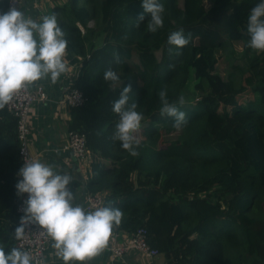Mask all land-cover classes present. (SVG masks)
Masks as SVG:
<instances>
[{
  "label": "trees",
  "instance_id": "1",
  "mask_svg": "<svg viewBox=\"0 0 264 264\" xmlns=\"http://www.w3.org/2000/svg\"><path fill=\"white\" fill-rule=\"evenodd\" d=\"M163 26L150 31L141 0H68L61 22L80 63L73 87L84 103L70 107L69 129L86 135L92 153L88 189L122 211L114 230L148 229L164 264H264V107L255 99L222 106L241 91L264 104V51L249 47L248 14L257 0H160ZM7 0H0V12ZM141 14L144 19L140 20ZM103 35L89 46L78 22ZM183 30L188 43L168 42ZM87 33V32H86ZM244 43V83L216 71V52L230 39ZM137 54V62H133ZM79 57V58H78ZM233 68L237 64L233 63ZM112 68L117 81L105 80ZM193 73L198 98L185 100ZM134 74V75H132ZM131 86L125 107L143 114L136 155L114 138L119 114L112 103ZM185 112L186 123L161 114L159 92ZM183 97V103H180ZM16 118L0 109V247H16L20 168ZM162 139V140H161Z\"/></svg>",
  "mask_w": 264,
  "mask_h": 264
},
{
  "label": "clouds",
  "instance_id": "2",
  "mask_svg": "<svg viewBox=\"0 0 264 264\" xmlns=\"http://www.w3.org/2000/svg\"><path fill=\"white\" fill-rule=\"evenodd\" d=\"M141 5L144 12L150 14L146 22L148 29L157 31L164 23L163 3L141 0ZM139 19L143 20L144 15L141 14ZM247 32L249 47L264 51V0H257L250 9ZM168 42L183 46L188 40L180 29L169 34ZM67 44L55 14L33 19L15 7L0 12V109L13 99L17 91L32 82L48 77L56 83L67 68L64 60ZM103 78L119 79L112 68L103 73ZM130 91V85L124 86L119 98L112 103V110L119 114L114 138L121 141L122 148L136 155L140 141L134 133L140 127L143 114L136 110V103L125 107ZM159 96L161 114L175 117L176 127L186 123L185 112L168 102L166 91L161 90ZM180 103H183V97H180ZM18 175L21 178L15 185L17 193H27V198L21 223L14 229L17 239L23 238L27 224H38L46 230L57 255L65 264L77 261L84 264L107 246L114 224L121 221V209L105 205L88 210L82 204L74 203L73 176L57 171L51 163L26 159ZM0 264H34V261L22 248L12 247L5 251L0 247Z\"/></svg>",
  "mask_w": 264,
  "mask_h": 264
},
{
  "label": "crops",
  "instance_id": "3",
  "mask_svg": "<svg viewBox=\"0 0 264 264\" xmlns=\"http://www.w3.org/2000/svg\"><path fill=\"white\" fill-rule=\"evenodd\" d=\"M67 2L68 0H21V11L33 19L55 14L59 25L62 27L61 22L66 18L63 5ZM75 57L76 53L68 42L64 56L67 68L58 77L57 82L52 83L50 78L45 77L30 83L32 90L36 89L38 85H42L47 93V99L37 101L32 105L30 149L38 155V160L41 162L51 163L57 171L73 176L74 182L71 185L74 191L73 202L84 205L86 196L90 193L88 189L89 169H86V166L71 150L62 148L68 140L71 118L70 107L63 102V98L66 91L77 79L80 66V63L73 61ZM130 238V232L114 230L110 235L108 244L113 242L125 243ZM137 255L136 251L130 250L122 258L112 262L110 252L105 247L95 256L88 258L84 264H128ZM46 256L49 264H65L62 258L57 255V249L53 247L52 240ZM74 264H81V262L77 261ZM159 264H163V262Z\"/></svg>",
  "mask_w": 264,
  "mask_h": 264
},
{
  "label": "built area",
  "instance_id": "4",
  "mask_svg": "<svg viewBox=\"0 0 264 264\" xmlns=\"http://www.w3.org/2000/svg\"><path fill=\"white\" fill-rule=\"evenodd\" d=\"M12 7L21 10V0H7V11ZM90 22L91 21H89L87 26L92 25ZM77 26L82 34L86 33V25L78 22ZM78 75L79 71L77 73V76ZM72 85L66 91L63 102L68 107L80 106L85 100L83 90L78 87H73ZM44 99H47V93L42 85H38L36 89L32 90L30 84H28L23 89L17 91L13 99L6 105L9 112L16 118L20 168L23 166L26 159H38V155L33 153L30 149V135L32 131L30 119L32 105ZM62 148L71 150L82 164L86 166V169L88 168L90 171L92 153L88 147L87 138L84 133L69 129L68 140ZM16 176L18 180L21 178L18 173ZM26 198L27 193L19 196L17 213L20 217L24 215L23 209L25 207L24 201ZM104 203V193L90 192L86 196L83 206L88 210H94L95 207L104 206ZM19 222L21 223L20 218ZM25 231L23 238H16V247L28 251L33 257L34 264H49L46 252L51 238L47 235L46 230L40 228L38 224L29 223L25 226ZM106 249L110 252L112 262L115 259L122 258L123 255L130 250L136 251L138 255L128 262V264H155L156 258L161 255L159 250L149 243L148 229L144 225L131 233V238L128 242H113L108 244Z\"/></svg>",
  "mask_w": 264,
  "mask_h": 264
},
{
  "label": "rangeland",
  "instance_id": "5",
  "mask_svg": "<svg viewBox=\"0 0 264 264\" xmlns=\"http://www.w3.org/2000/svg\"><path fill=\"white\" fill-rule=\"evenodd\" d=\"M82 1L83 0H80V3ZM90 23H92V25L89 26L88 30L85 28L87 33L84 34L87 40V45L89 46L92 42L97 44L102 43L103 35H100L95 28L96 22L94 20H91ZM243 51V41L240 39L232 38L224 48H222L221 50L219 49V51L217 50L216 52V71H220L224 74H227L228 72H234L237 85L244 83V76L247 73L248 60L247 57L243 55ZM137 60V54H135L133 57V62H137ZM233 63L237 64V67L233 68ZM195 81L196 80L194 79L192 73L191 78L188 81L187 91L184 94L185 100H194L195 98H198V95L194 91ZM249 99H255L258 104L264 107V104L260 101V93L258 91L251 90V88H248L247 90L239 92L233 100H230L228 101V103L224 104L222 106V110L224 113H231L237 107V103H243L245 101H248ZM141 125L142 124H140V127L135 131L134 135L140 137V132L142 131ZM160 262H163V264L165 263V259L162 254L156 258L155 264H159Z\"/></svg>",
  "mask_w": 264,
  "mask_h": 264
}]
</instances>
